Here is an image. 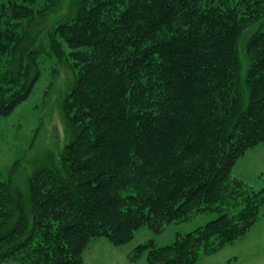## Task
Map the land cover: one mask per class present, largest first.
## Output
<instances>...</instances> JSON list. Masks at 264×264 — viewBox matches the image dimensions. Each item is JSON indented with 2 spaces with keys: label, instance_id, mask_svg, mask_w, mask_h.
Returning a JSON list of instances; mask_svg holds the SVG:
<instances>
[{
  "label": "trees",
  "instance_id": "trees-1",
  "mask_svg": "<svg viewBox=\"0 0 264 264\" xmlns=\"http://www.w3.org/2000/svg\"><path fill=\"white\" fill-rule=\"evenodd\" d=\"M45 59L73 72V135L26 193L0 178V264H82L96 239L118 247L142 226L161 233L215 213L129 253L197 264L260 219L264 188L231 171L264 144V0H7L0 119L27 100Z\"/></svg>",
  "mask_w": 264,
  "mask_h": 264
},
{
  "label": "rangeland",
  "instance_id": "rangeland-1",
  "mask_svg": "<svg viewBox=\"0 0 264 264\" xmlns=\"http://www.w3.org/2000/svg\"><path fill=\"white\" fill-rule=\"evenodd\" d=\"M6 1L0 0V5ZM251 28L244 32L239 45L242 73L248 67L245 48ZM64 63L43 60L30 96L0 119V178L10 177L16 191L26 193L29 176L54 161L73 135L63 104L74 75ZM231 173L257 190L264 188V144L247 151ZM216 217L215 213L199 214L187 222L171 223L161 233L142 226L130 242L118 247L105 238L96 239L85 250L82 264H147L145 254L132 262L129 253L150 240L158 246L171 244L176 234L191 232ZM197 264H264V207L260 219L241 240L201 258Z\"/></svg>",
  "mask_w": 264,
  "mask_h": 264
},
{
  "label": "crops",
  "instance_id": "crops-1",
  "mask_svg": "<svg viewBox=\"0 0 264 264\" xmlns=\"http://www.w3.org/2000/svg\"><path fill=\"white\" fill-rule=\"evenodd\" d=\"M95 241H96V240H95ZM95 241H94V242H95ZM92 244H93V243H91V245H92ZM91 245H90V246H91Z\"/></svg>",
  "mask_w": 264,
  "mask_h": 264
}]
</instances>
